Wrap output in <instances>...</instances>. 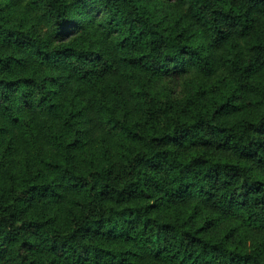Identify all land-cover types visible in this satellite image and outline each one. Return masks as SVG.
Returning <instances> with one entry per match:
<instances>
[{"label": "clouds", "instance_id": "9594fccd", "mask_svg": "<svg viewBox=\"0 0 264 264\" xmlns=\"http://www.w3.org/2000/svg\"><path fill=\"white\" fill-rule=\"evenodd\" d=\"M202 2L208 20L223 8L220 0ZM194 3L183 0L182 12ZM232 6L240 28L245 13L252 28L245 36L232 30L233 55L251 62L252 35H264V0ZM178 7L179 0H0V264H75L73 253L83 261L94 232L135 240L101 241L116 256L115 262L106 257L109 264H153L148 257L155 245L138 225H150L149 237L163 233L162 224L183 231L185 209H173L168 199L183 184L179 167L188 155L182 148L163 152L156 144L164 141L153 143L152 135L198 139L199 128L190 127L196 119L228 127L237 140L245 132L237 120L214 119L211 98H196L190 110L183 102L209 69L218 80L243 81L214 43L220 25L189 20L174 28ZM138 55L143 58L127 59ZM177 82L185 85L180 95ZM221 155L206 151L204 170ZM194 174L200 180L202 173ZM219 189V182L200 181L186 195L202 212L210 206L205 194ZM62 241L70 245L67 253Z\"/></svg>", "mask_w": 264, "mask_h": 264}, {"label": "trees", "instance_id": "16d2710c", "mask_svg": "<svg viewBox=\"0 0 264 264\" xmlns=\"http://www.w3.org/2000/svg\"><path fill=\"white\" fill-rule=\"evenodd\" d=\"M179 2L182 4L183 0H179ZM220 2L223 4V8L213 9L211 20L206 18L208 5L202 0H195L194 4H190L188 13L195 23L220 25L215 30L216 39L214 43L218 48L225 49V61L233 62L232 72L239 73L243 82L237 83L234 80H226L225 86L221 82L214 88L210 87V93L207 85L202 82L203 78L215 76L212 69H209L207 73L200 76V83H197L196 80L193 81L191 90L183 96V102L190 110L196 98L203 100L209 96L216 105L212 117L220 122H225L227 118L236 115L250 101L253 102L252 107L255 111L249 116H243L237 120L242 123L245 132V135L239 140L228 127L206 125L200 119H196L190 125L192 128H199L202 133L198 139L196 136L185 134L178 138L173 133L171 138L165 141L161 135H152L153 143L164 141L156 144L163 152L170 153L173 148H182L186 149L188 155L183 167H179L180 174L185 177L183 184L178 186L176 192L168 199V203L173 206V209L178 203L182 206L191 205V196L186 195V193L189 192L190 186L200 181L219 182L220 189L213 191L211 196L205 194L204 198L210 205L203 209L202 212L205 214L202 215V212L193 206L186 215L182 232L177 233L173 224H162L161 227L165 231L163 233L156 232L149 237L147 233L151 231L150 225L147 222H141L138 225L141 231L145 233L146 240H151L155 245L148 257L151 261H166L167 264H261L264 260V237L256 238L248 246L238 243L239 246H232L229 243L233 235L222 234L217 238L211 233L215 223L212 213L219 214L221 220L236 221L244 228L264 232V178L256 173V170L264 172V98L260 95L264 92V77L260 75L261 69H264V51H262L264 50V38L257 37L249 49L250 52H256V55L250 58L251 62L239 59L238 56L234 57L235 46L231 44V37L232 30L240 28L237 19L240 12L238 8L232 6L235 0H220ZM194 8L195 11H193ZM233 13L235 15H232ZM241 18L245 20V23L243 28H240V34L245 36L252 31V28L247 23V13ZM165 19L167 20L168 17ZM225 25L229 28L227 34H225ZM184 26L185 24L179 19L173 20L172 27L184 29ZM8 32L9 36L14 35L12 30H8ZM180 35H183V31L180 32ZM16 39L19 41V37ZM23 43V41H19L18 46H23ZM184 46L189 47L190 45L186 43ZM142 58L143 55L127 57L129 60ZM129 67L135 68L136 65L130 64ZM253 79H255V83H252ZM182 85H184L182 82L173 85L177 95V89L181 88ZM224 91L227 93H222ZM247 96L252 98L248 99L246 104L242 103V98ZM148 131L154 132L151 128ZM184 132L187 133V129ZM206 151L230 152L239 160L218 157L213 166L205 171L204 168L208 164V160L205 158ZM156 155L159 156L160 153L158 152ZM250 168H254V171L245 177L243 174ZM185 169L188 171L185 172ZM225 169L229 171H225ZM151 171H159V168L151 167ZM194 173H202L200 180H197ZM144 199L151 200V197L146 194ZM147 207L154 208L155 206L150 203ZM160 210L165 211L166 209ZM128 211L131 215L134 210ZM105 231H110V229ZM93 235L96 236V241L86 249V254L83 255V261H91L92 264H109L106 257H111L112 261H116L115 254L108 247L101 246V241L107 244L109 240L120 239L125 244L135 243L131 236L109 237L100 232H94ZM61 243L63 244V251L67 253L70 245L67 241ZM240 246L246 248L243 249ZM258 249L259 257L257 255ZM51 251L58 258H63L59 256L55 248ZM73 255L76 257L75 264H83L81 254L73 253Z\"/></svg>", "mask_w": 264, "mask_h": 264}, {"label": "rangeland", "instance_id": "374dc122", "mask_svg": "<svg viewBox=\"0 0 264 264\" xmlns=\"http://www.w3.org/2000/svg\"><path fill=\"white\" fill-rule=\"evenodd\" d=\"M183 4V3H182ZM182 4L181 7L176 8L175 13L172 17V20H176L179 19L183 24H186L189 20H191V16L188 13H183L182 12ZM173 24V23H172ZM257 37L260 38H264V35H261L259 32L254 33V36H252V40L254 41ZM201 79V77H199V80ZM202 82H204L207 85L208 88V92L211 93V89L210 87L214 88V86H218L221 82H223L224 86L226 85V80H218L216 75L211 77V78H203ZM203 83V84H204ZM223 86V89L225 90V87ZM185 91V85H182L181 88L177 89V93L178 95L184 93ZM180 92V94H179ZM222 93H227V91H224ZM207 98H209V96H207ZM253 102L250 101L248 102L244 108H242L240 111H238V113L236 115H232L231 117L227 118V120H238L239 118L245 116H249L250 114H252L255 110L252 107ZM251 110V111H249ZM220 153L224 154L221 155L219 157H223L224 159H228V160H239L238 157H236L234 154L231 155H227V153L230 152H224L221 151ZM256 173L260 176L264 177V172H260L258 170H256ZM176 206H180L183 207L185 209V215H187L193 208L192 205H187V206H182L181 204H177ZM174 207V208H175ZM202 215L205 214V212L201 213ZM215 223L213 225L212 228V235L214 237H220L222 234L223 235H233L231 237V241H230V245L232 246H239V245H243V246H248L251 244L252 241H254L256 238H263L264 237V232H257L256 230H252L250 228H244L239 222L236 221H230V220H226V219H222L220 218L219 214H214L212 213ZM234 242V243H233ZM237 243L239 245H237ZM240 246L241 248H246ZM153 264H162V262L160 261H152Z\"/></svg>", "mask_w": 264, "mask_h": 264}]
</instances>
